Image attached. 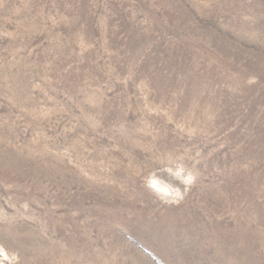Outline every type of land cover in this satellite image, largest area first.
Listing matches in <instances>:
<instances>
[{
    "label": "rangeland",
    "instance_id": "obj_1",
    "mask_svg": "<svg viewBox=\"0 0 264 264\" xmlns=\"http://www.w3.org/2000/svg\"><path fill=\"white\" fill-rule=\"evenodd\" d=\"M0 264H264V0H0Z\"/></svg>",
    "mask_w": 264,
    "mask_h": 264
}]
</instances>
